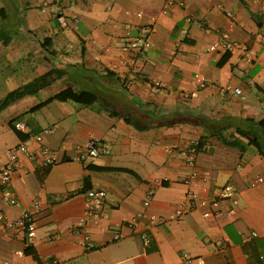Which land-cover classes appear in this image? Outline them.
I'll list each match as a JSON object with an SVG mask.
<instances>
[{"label": "crops", "instance_id": "obj_1", "mask_svg": "<svg viewBox=\"0 0 264 264\" xmlns=\"http://www.w3.org/2000/svg\"><path fill=\"white\" fill-rule=\"evenodd\" d=\"M164 1L0 0V101L52 69L65 72L0 113V157L28 135L55 128L43 145L58 160L46 171L22 158L12 184L16 203L5 212L18 219L40 200L37 236L31 254L20 258L15 252L23 250L22 239L0 233V264H183L184 255L193 264H264V183L252 186L264 177V0H173L167 13ZM60 11L79 23L62 29ZM187 16L200 25L187 27ZM145 28H152L151 47L142 50L136 38ZM224 37L254 55L248 61L240 51H210ZM45 39L53 56L41 45ZM196 77L207 82L204 89ZM155 82L165 88L156 92ZM226 87L242 94H225ZM67 89L90 91L97 101L91 107L53 101L31 111ZM18 122L24 132L12 128ZM238 129L254 135L261 152ZM92 138L107 153L71 161ZM202 140L209 150L196 155L193 169L185 153ZM193 171L197 178L185 185ZM226 185L234 201L223 204L219 216L189 210L188 192L212 200ZM90 190L104 193L99 222L86 215ZM149 190L154 197L144 211ZM181 207L189 210L184 217L146 230L147 214L169 217ZM141 212L136 226L126 228ZM117 231L123 238L114 241ZM145 232L148 245L140 238ZM86 236L92 249L83 245Z\"/></svg>", "mask_w": 264, "mask_h": 264}, {"label": "built area", "instance_id": "obj_2", "mask_svg": "<svg viewBox=\"0 0 264 264\" xmlns=\"http://www.w3.org/2000/svg\"><path fill=\"white\" fill-rule=\"evenodd\" d=\"M258 2L260 0H252ZM175 5L173 0H165L163 6V12L167 13L173 6ZM180 6H183L180 3ZM141 17V14L137 15ZM56 20L59 26L62 29H68L71 24L77 25L79 23L78 20L68 19L64 16L63 12H58ZM185 23L187 27L191 26H199L200 20L194 18L192 16H187L185 18ZM152 32V28H145L144 35L140 34L136 38V43L140 44L143 49H149L151 44L149 42L148 36ZM188 32L187 28L182 30V34L186 35ZM261 42L264 43V35L261 37ZM223 51V52H234L240 51L243 58L248 61L254 55L253 51L241 44H237L235 42L230 41L227 37H224L223 40L213 46H211L210 51ZM140 50L136 51L134 56L135 58L140 55ZM195 82L199 88L204 89L207 86V82L201 78L196 77ZM156 92L162 91L165 88V85L155 82L150 86ZM223 93H230L241 95V91L239 89H231L226 87L223 89ZM197 93H186L183 94L185 98H194ZM14 129L16 131L24 132L26 130V126L22 122H18L14 125ZM55 133V128H47L44 129L40 134L36 136H32L25 141L19 143L16 147L8 150L3 157H0V233L6 237H20L22 239L23 250H19L15 252L17 257H23L24 250L32 247L35 242L37 236V216L42 210V205L40 200L36 199L32 202L31 206L23 212V214L18 219H10L8 218L5 208L8 206H12L16 203V199L12 194V184L16 175L22 170V158H27L30 163H32L36 169L38 170H48L52 166L58 163L56 154L43 145V137L44 135H52ZM33 143L39 145V151L35 152L31 150V146ZM209 146L206 143H194L191 147L188 148L185 153V159L188 165H190L193 169L195 166V157L200 152H208ZM107 149L102 142L97 139H90L85 146H78L76 148V154L72 157L71 161L86 163L90 160H95L102 154H106ZM198 174L196 171H193L188 178L184 181L185 185H189L193 180L197 178ZM159 183V180L156 181ZM264 183V177L257 178L252 186ZM154 197V191L149 190L142 202V208L144 211L149 210L152 200ZM188 202H189V210L200 209L203 212V216L205 218L209 217H217L221 214L223 204L232 206L234 201V189L231 186H223L218 190L216 197L212 200H204L198 199L197 196L188 192L187 194ZM104 204V193L102 191L90 190L86 193V203L85 210L88 218L94 220V222H99L105 217L102 214V206ZM188 208H179L176 210L171 216H156L154 214H147V224L146 230L149 231L156 226L164 225L166 222L170 220H177L184 217L188 212ZM145 215L144 212L138 213L132 218V220L126 224V228L133 229L138 221L143 218ZM83 225V223H82ZM123 238V234L121 232H115L113 240L119 241ZM141 240L144 245H148L150 243V236L148 232H145L141 235ZM84 247L87 249H92V244L90 243V237H85ZM183 264H193L194 260L184 255L181 257ZM1 264H12L8 261H4Z\"/></svg>", "mask_w": 264, "mask_h": 264}, {"label": "trees", "instance_id": "obj_3", "mask_svg": "<svg viewBox=\"0 0 264 264\" xmlns=\"http://www.w3.org/2000/svg\"><path fill=\"white\" fill-rule=\"evenodd\" d=\"M1 12L2 11H0V13ZM51 44H52V42L49 39H45L43 42H41V45L44 48V50L47 51L50 54V56H53L55 51H49V48L52 46ZM229 56H230L229 53H226V55L222 58L220 65H222L225 61H227V58H229ZM107 73H108V75H110L109 72H107ZM64 75H65L64 71H58L56 69H52V70L48 71L47 73L33 79L32 81L20 86L19 88L9 92L0 101V113L3 110H5L7 107H9L11 104L23 99L24 97L33 96V95L38 94L39 91L51 86L56 81H58L60 78H62ZM97 98H98L97 95L90 92V91L79 90L78 92H76L73 89H67V90H64V91L58 93L57 95L53 96L52 98H50L46 102L38 105L37 107H35L31 111L32 112L37 111L40 108L46 106L47 104H49L53 101L71 102L74 104L83 105L86 107H91L96 103ZM259 127L264 129V121L259 123ZM12 128L14 129V124L12 125ZM237 133L241 137L247 138L249 140L250 145H253L254 147H256L259 150V152H261V148H260L258 141L254 135H252V138H251L247 133H245L239 129L237 130ZM28 138H29V135L26 137V139H28ZM200 143L201 144L204 143L203 140L200 141ZM224 143L226 145H229L232 147H239L242 149V147L235 141L227 142L224 140ZM31 249H32V247L24 250V254L25 255L31 254Z\"/></svg>", "mask_w": 264, "mask_h": 264}, {"label": "rangeland", "instance_id": "obj_4", "mask_svg": "<svg viewBox=\"0 0 264 264\" xmlns=\"http://www.w3.org/2000/svg\"><path fill=\"white\" fill-rule=\"evenodd\" d=\"M62 46V45H61ZM23 67H25V66H23Z\"/></svg>", "mask_w": 264, "mask_h": 264}]
</instances>
